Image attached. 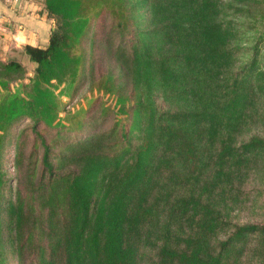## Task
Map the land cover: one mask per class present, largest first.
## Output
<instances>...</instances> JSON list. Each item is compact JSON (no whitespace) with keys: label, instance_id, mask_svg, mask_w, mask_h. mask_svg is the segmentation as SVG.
<instances>
[{"label":"trees","instance_id":"obj_1","mask_svg":"<svg viewBox=\"0 0 264 264\" xmlns=\"http://www.w3.org/2000/svg\"><path fill=\"white\" fill-rule=\"evenodd\" d=\"M254 1L43 0L56 28L45 48L22 49L32 77L0 62V159L9 128L31 122L17 138L12 197L0 167V254L264 264V70L256 49L245 60L253 27L238 21ZM84 82L116 109L91 98L65 125L56 90Z\"/></svg>","mask_w":264,"mask_h":264},{"label":"rangeland","instance_id":"obj_2","mask_svg":"<svg viewBox=\"0 0 264 264\" xmlns=\"http://www.w3.org/2000/svg\"><path fill=\"white\" fill-rule=\"evenodd\" d=\"M23 1L24 0H18V2L11 4V5L5 4L3 2L1 3H3L4 5L10 8L11 7L17 8L21 6V4H23L22 3ZM40 1H42L43 3V0H40ZM255 2L257 4H255ZM252 7H253L252 9H249L250 10L249 19L244 18L238 21L251 24L253 27V30L246 35L247 40H248L246 41V44H247L246 46H248V48H250L251 51L247 54V56L245 57V60L249 61L251 58V54H253V50L256 49L258 51V54H257L258 68L259 70L262 71L264 70V0H255L254 5ZM44 12H45L44 14L46 15L45 17L49 21H51L53 25L52 28L55 29L56 28L55 22L49 18L45 9H44ZM105 23L106 25H108L107 21ZM90 38H91V34L86 36L85 39L82 41V44H80V50H82L85 53V55H88L89 53V47H90L89 39ZM256 44L258 45V48L256 47ZM22 49L10 48L3 57L0 56V62H5L10 59H15L18 62H20L26 70V74L23 80H21V82L27 83L28 79L31 78L33 75L34 65L28 61L27 57L24 56V54L22 53ZM101 70L102 71L105 70L104 66L101 68ZM95 72L98 73L99 70L97 69ZM86 73H85V76H87ZM86 81H88V79ZM15 83H18V82H15ZM15 83L11 82L10 87H13ZM18 88L14 86V91L16 92ZM18 91L22 92L21 88H19ZM56 95L62 104V108H61L62 110L58 116V119L60 120L61 123H64L65 125L67 124V120H66L68 116L67 114H74L76 111L80 109L87 108L88 106L87 101L91 100V98H97L101 100V102L105 104L106 107L116 109L115 98L113 96L102 95L97 92H94L93 95L90 94L88 90V83L86 82H84L79 87V89L76 91H74L73 87L66 88L64 86L63 87L60 86L56 90ZM112 121L113 119H111V121L107 124V127L111 125ZM30 125H31V122L29 120H23L21 122L13 124L9 128L7 133L4 135L5 138H4V146L2 148V153H1L0 167L4 175V180L9 187V189H6L4 198L12 197L11 194H13L16 188L17 182H16V170L14 167V159H15L16 144H18L17 138ZM43 135H45V138L48 141V140L55 138L54 137L55 131L48 130L46 133H43ZM79 138L80 137L71 138L67 141V144L72 141L74 142L80 141ZM33 140H34V137L30 135L29 133L27 137L28 144L30 143L32 144ZM28 148H31V146L28 145L27 150ZM5 249L6 250H4L3 254H0V264H17L6 245H5ZM1 251L2 250L0 249V252Z\"/></svg>","mask_w":264,"mask_h":264},{"label":"crops","instance_id":"obj_3","mask_svg":"<svg viewBox=\"0 0 264 264\" xmlns=\"http://www.w3.org/2000/svg\"><path fill=\"white\" fill-rule=\"evenodd\" d=\"M21 6L10 8L0 2V56L10 48L25 46L45 48L53 25L45 16L40 0H24Z\"/></svg>","mask_w":264,"mask_h":264},{"label":"built area","instance_id":"obj_4","mask_svg":"<svg viewBox=\"0 0 264 264\" xmlns=\"http://www.w3.org/2000/svg\"><path fill=\"white\" fill-rule=\"evenodd\" d=\"M0 2L11 5V4L18 2V0H0Z\"/></svg>","mask_w":264,"mask_h":264},{"label":"water","instance_id":"obj_5","mask_svg":"<svg viewBox=\"0 0 264 264\" xmlns=\"http://www.w3.org/2000/svg\"><path fill=\"white\" fill-rule=\"evenodd\" d=\"M53 31H54V29H53Z\"/></svg>","mask_w":264,"mask_h":264}]
</instances>
